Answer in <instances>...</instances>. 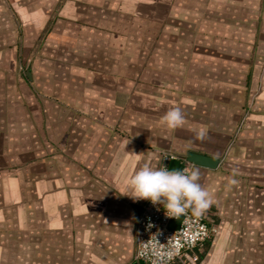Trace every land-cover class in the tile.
I'll return each mask as SVG.
<instances>
[{"label":"crops","instance_id":"0c3cea01","mask_svg":"<svg viewBox=\"0 0 264 264\" xmlns=\"http://www.w3.org/2000/svg\"><path fill=\"white\" fill-rule=\"evenodd\" d=\"M0 38L24 56L0 63V264H128L190 150L219 158L186 200L216 231L175 264H264V0H0Z\"/></svg>","mask_w":264,"mask_h":264},{"label":"built area","instance_id":"2783aa9c","mask_svg":"<svg viewBox=\"0 0 264 264\" xmlns=\"http://www.w3.org/2000/svg\"><path fill=\"white\" fill-rule=\"evenodd\" d=\"M171 159H178L183 167L171 189L165 193L167 165ZM192 165L174 154L162 159L152 194L142 205L136 221L135 248L128 264L140 261L143 264L184 263V257L198 250L216 231L202 209L190 208L186 202L190 194L188 175ZM179 217L178 227L169 229V221ZM191 260H197L195 254Z\"/></svg>","mask_w":264,"mask_h":264},{"label":"rangeland","instance_id":"374dc122","mask_svg":"<svg viewBox=\"0 0 264 264\" xmlns=\"http://www.w3.org/2000/svg\"><path fill=\"white\" fill-rule=\"evenodd\" d=\"M16 31L18 32V30L16 29ZM19 34V33H18ZM23 40H18L19 44H15L14 46H10L8 45V47H10L8 49V54L6 46L3 47V40L2 38H0V47H3V49H0V63L5 64L7 62H9L10 60H12L14 58V61L16 62V64H22L23 63V52L20 50V45L22 43ZM35 41V37H32V41L31 44L34 43ZM8 42V41H7ZM10 54V55H9ZM262 58V57H261ZM19 74L22 76L23 75V71H19ZM255 91H256V100H255V110H264V107H262V101L264 99V87L262 86H258L256 85L255 87ZM251 123V129L249 130V134H247L246 136H244V138H248V142L249 144H251L250 147H248V151L245 155V160L246 163L248 165H250L249 169H247V174L248 175H252V176H256L255 172L258 171V166L260 165V162L264 163V119L260 120V119H254V120H250L249 121ZM261 148V149H259ZM257 165V166H256ZM264 165V164H263ZM262 168V167H261ZM255 187L256 188H262L264 187V184L259 182V181H255ZM257 233V231L255 232ZM256 264H263V263H256Z\"/></svg>","mask_w":264,"mask_h":264},{"label":"water","instance_id":"95a60500","mask_svg":"<svg viewBox=\"0 0 264 264\" xmlns=\"http://www.w3.org/2000/svg\"><path fill=\"white\" fill-rule=\"evenodd\" d=\"M181 158L193 165H197L209 169H214L219 164V158L194 150H190L186 152L183 156H181ZM182 167L183 164L178 159H171L168 162V171L175 174L176 176L180 175ZM179 221H180V217L176 219H171L168 223V228L169 229L177 228L179 225ZM139 263L143 264L141 261Z\"/></svg>","mask_w":264,"mask_h":264}]
</instances>
